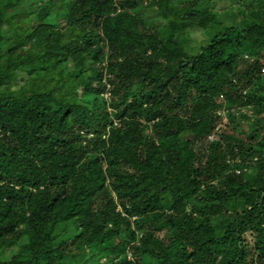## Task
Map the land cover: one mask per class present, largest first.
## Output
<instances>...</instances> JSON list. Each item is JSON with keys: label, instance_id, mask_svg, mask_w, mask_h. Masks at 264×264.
Returning <instances> with one entry per match:
<instances>
[{"label": "trees", "instance_id": "1", "mask_svg": "<svg viewBox=\"0 0 264 264\" xmlns=\"http://www.w3.org/2000/svg\"><path fill=\"white\" fill-rule=\"evenodd\" d=\"M0 264H264V0H0Z\"/></svg>", "mask_w": 264, "mask_h": 264}, {"label": "rangeland", "instance_id": "2", "mask_svg": "<svg viewBox=\"0 0 264 264\" xmlns=\"http://www.w3.org/2000/svg\"><path fill=\"white\" fill-rule=\"evenodd\" d=\"M237 5L234 3H230L229 1H218L216 3V10L223 14L227 9L229 8H235ZM207 43V36L205 31L203 30H196L192 32V42L190 43V48H194L196 51H199V48L202 45H205ZM241 125L238 129V132L240 135L246 136L252 131L251 126L249 125V122L246 120L240 121Z\"/></svg>", "mask_w": 264, "mask_h": 264}, {"label": "built area", "instance_id": "3", "mask_svg": "<svg viewBox=\"0 0 264 264\" xmlns=\"http://www.w3.org/2000/svg\"><path fill=\"white\" fill-rule=\"evenodd\" d=\"M222 100H223V99H222ZM223 115H226V114L224 113ZM219 132H220V128H218V129L215 131V133L209 137V141H210V142H213L214 140H216L217 137H218L217 133H219ZM129 259H131L130 256H129Z\"/></svg>", "mask_w": 264, "mask_h": 264}, {"label": "clouds", "instance_id": "4", "mask_svg": "<svg viewBox=\"0 0 264 264\" xmlns=\"http://www.w3.org/2000/svg\"><path fill=\"white\" fill-rule=\"evenodd\" d=\"M131 257V256H130ZM130 260V259H129Z\"/></svg>", "mask_w": 264, "mask_h": 264}]
</instances>
